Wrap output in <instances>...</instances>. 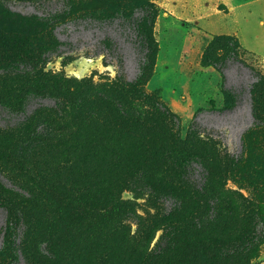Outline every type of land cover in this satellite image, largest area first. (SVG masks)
Returning a JSON list of instances; mask_svg holds the SVG:
<instances>
[{"label":"rangeland","instance_id":"obj_1","mask_svg":"<svg viewBox=\"0 0 264 264\" xmlns=\"http://www.w3.org/2000/svg\"><path fill=\"white\" fill-rule=\"evenodd\" d=\"M0 264H264V0H0Z\"/></svg>","mask_w":264,"mask_h":264},{"label":"trees","instance_id":"obj_2","mask_svg":"<svg viewBox=\"0 0 264 264\" xmlns=\"http://www.w3.org/2000/svg\"><path fill=\"white\" fill-rule=\"evenodd\" d=\"M145 12L142 16H140L139 18H136V27L139 29V34L141 36V40H142V44L143 46L147 47V52L145 55V62L144 63H148L152 60L153 55H154V42H153V37L150 34V30H151V26L154 24L155 22V11L153 7H146L144 8ZM120 17L126 19V20H130L132 21L133 15H126L125 13L121 12L120 13ZM143 23V24H142ZM214 47V43L209 47V51H207V57L211 60V61H215L213 59V56L211 54V50ZM216 62V61H215ZM258 111V108L255 107V112ZM163 112L165 114H169L170 111L169 109L164 106ZM173 118H177L178 116H176L175 114L171 115ZM46 129V128H45ZM49 133L44 131H39L38 129L35 131L34 133V143H41L42 140L46 139V137H48ZM38 143V144H39Z\"/></svg>","mask_w":264,"mask_h":264}]
</instances>
